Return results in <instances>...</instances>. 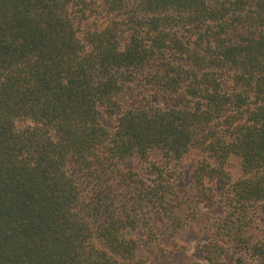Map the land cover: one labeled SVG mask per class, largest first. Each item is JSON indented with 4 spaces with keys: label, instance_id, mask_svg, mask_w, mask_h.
I'll return each instance as SVG.
<instances>
[{
    "label": "trees",
    "instance_id": "16d2710c",
    "mask_svg": "<svg viewBox=\"0 0 264 264\" xmlns=\"http://www.w3.org/2000/svg\"><path fill=\"white\" fill-rule=\"evenodd\" d=\"M146 83L175 103L125 107ZM192 151L205 258L264 264V0H0V264H158L130 204L182 227Z\"/></svg>",
    "mask_w": 264,
    "mask_h": 264
},
{
    "label": "rangeland",
    "instance_id": "374dc122",
    "mask_svg": "<svg viewBox=\"0 0 264 264\" xmlns=\"http://www.w3.org/2000/svg\"><path fill=\"white\" fill-rule=\"evenodd\" d=\"M125 107H134L139 104H153L165 106L167 103H175L161 92H157L148 83L143 86L137 84L133 89H127L119 96ZM101 122L109 129L114 128L110 118L101 112ZM159 158L158 154L153 159ZM201 154L192 151L188 153L178 166L179 176L176 178V189L183 200L181 217L183 226L176 228L175 224L163 214L149 210L150 207H141L130 204L133 213L138 218L139 226L132 232L133 235L142 239L141 256H150L158 264H189L199 261L203 264H235L234 256L228 255L216 261H208L205 258L203 246L211 240L218 238L219 218L223 214V206L207 208L197 200L191 174L197 165ZM160 159V158H159ZM159 161V160H158ZM123 171H133L142 177L152 176L149 165L137 156L127 158L119 163ZM229 169L234 177L240 174L239 159L232 157ZM256 238L264 236V206L260 205L255 212Z\"/></svg>",
    "mask_w": 264,
    "mask_h": 264
}]
</instances>
